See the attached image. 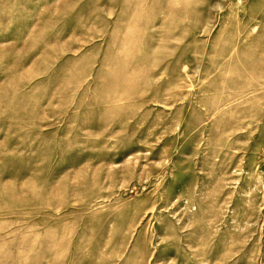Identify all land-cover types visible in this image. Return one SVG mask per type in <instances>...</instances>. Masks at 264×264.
Instances as JSON below:
<instances>
[{"label":"rangeland","instance_id":"374dc122","mask_svg":"<svg viewBox=\"0 0 264 264\" xmlns=\"http://www.w3.org/2000/svg\"><path fill=\"white\" fill-rule=\"evenodd\" d=\"M236 1L0 0V264H264V0Z\"/></svg>","mask_w":264,"mask_h":264},{"label":"bare ground","instance_id":"6f19581e","mask_svg":"<svg viewBox=\"0 0 264 264\" xmlns=\"http://www.w3.org/2000/svg\"><path fill=\"white\" fill-rule=\"evenodd\" d=\"M250 3L248 1H244V0H238L235 3H233V7L231 6L229 11H227V16H228V21L230 20H234L236 24H238V26H241V24H247L250 23L252 20H254L253 15L250 14V7H249ZM264 6V1L263 2H259V7ZM218 9L222 10L224 9L223 7H218ZM243 16H247V18L243 19ZM227 21V22H228ZM225 101H222L221 104H224ZM206 108L208 111H213V109H211L210 105H206Z\"/></svg>","mask_w":264,"mask_h":264}]
</instances>
